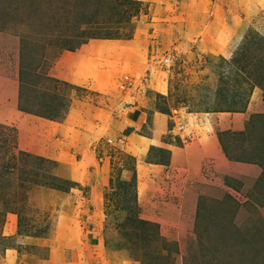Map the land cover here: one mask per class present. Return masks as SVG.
Listing matches in <instances>:
<instances>
[{"label": "rangeland", "instance_id": "obj_1", "mask_svg": "<svg viewBox=\"0 0 264 264\" xmlns=\"http://www.w3.org/2000/svg\"><path fill=\"white\" fill-rule=\"evenodd\" d=\"M0 33L1 256L264 264V0H0ZM97 39L127 51L91 60L109 82L99 93L68 81L70 63L51 72L63 52ZM124 106L145 112L139 127L121 121L134 115L119 116ZM152 109L186 142L212 132L227 158L261 173L222 172L218 183L162 168L157 179L146 168L167 165L169 152L133 139L148 133Z\"/></svg>", "mask_w": 264, "mask_h": 264}, {"label": "crops", "instance_id": "obj_2", "mask_svg": "<svg viewBox=\"0 0 264 264\" xmlns=\"http://www.w3.org/2000/svg\"><path fill=\"white\" fill-rule=\"evenodd\" d=\"M5 36L4 33H0V37ZM115 41L113 40H106V39H97V40H90L87 42L84 46L80 47L76 51H70L63 52L56 61L55 66H53V69L51 72L53 74L60 73V71L67 70L70 68V64H72V70H75L74 76H70L68 81L76 83L80 79H85L87 81L88 89L91 92H97L103 90V86H106L108 82V79L104 75V73H101L100 70L95 71L93 69V64L91 60L95 58H108L111 61H118V57H124L126 55L127 51L124 49V47L119 48V46H113L110 47V43H113ZM123 52V54H122ZM71 56L72 60L71 62L64 63L63 59L66 56ZM121 62V61H120ZM124 63V62H123ZM12 61L9 62V68L11 67ZM54 70V71H53ZM83 70V71H82ZM103 79H105V82H103ZM162 95L164 94L163 91H158ZM125 108V106H124ZM136 108L138 111H136ZM128 111H133L134 115L136 116L137 120L136 122L133 121L135 116L131 115V120L128 119L126 114H128ZM144 111L140 109L139 106H135L132 108H128L123 110L122 113H119V116L121 117H127L128 120L125 118H122L121 121H124L128 125H133L134 127H139V122H142V120L145 118L143 117ZM206 116H208L209 123L211 126L217 125V123H220L219 116L212 112L204 113ZM173 117H169V115H164L161 112L157 111V109H152L151 113V123L149 124L148 133H141L140 135H136L133 137V139L136 140V143L138 142V148L142 145H145L146 147L149 145L155 146V148H162V150H166L169 152V158L167 160V165H160L161 169H158L159 165L157 164H148L146 170L149 172L154 173L156 178H161L162 175V168H169L170 171L173 173V175L177 171L187 172V176H189V172L193 173V178L198 181L199 178L205 179L207 175H210L214 178V181L218 182L220 181V176L223 174L222 172L226 173L230 177L237 178V179H256L259 174L261 173L260 167L257 163L249 164L248 162H240L235 161L231 158H227L226 154L222 151L221 146L219 144V139H217V136L212 132H206V133H199L197 134L195 131V134H193L194 138H191V140L184 139L187 135V131H181L179 132L178 129L175 128L172 124ZM218 120V121H217ZM230 121V120H229ZM143 123V122H142ZM229 123V122H228ZM228 123H224V125L227 128L233 127L227 125ZM223 124V123H222ZM218 126V125H217ZM240 128V127H238ZM189 130V129H188ZM183 132V133H182ZM179 134L181 139L185 140L183 142H179ZM165 135L169 136L168 140L163 139ZM154 148V149H155ZM157 148V149H158ZM156 149V150H157ZM142 154V151H141ZM229 155V154H227ZM187 164H189V167H191L193 170H189L187 168ZM225 166L226 171H222L219 169L221 166ZM157 169V170H156ZM198 171L200 173H198ZM203 171H207L204 173ZM196 172V173H194ZM201 172H203V176H201ZM248 173H251L249 175ZM145 174V173H144ZM144 174L142 173L141 176L138 175V177L141 178V180L144 182L143 189H146L145 191L149 194H153V181H149V179L144 177ZM249 175V176H248ZM139 179V178H138ZM191 180V179H190ZM193 183V182H192ZM193 188L187 189L188 196L193 192ZM185 195H182V198H184ZM191 198V197H190ZM187 207V205H186ZM0 264H20L17 263V258L13 257L11 254L6 253L3 256L0 255Z\"/></svg>", "mask_w": 264, "mask_h": 264}, {"label": "trees", "instance_id": "obj_3", "mask_svg": "<svg viewBox=\"0 0 264 264\" xmlns=\"http://www.w3.org/2000/svg\"><path fill=\"white\" fill-rule=\"evenodd\" d=\"M96 36H93L91 38H95L97 37L98 34H95ZM105 38H117L116 36H106ZM23 111H25L26 109H22ZM162 112V111H161ZM164 112V111H163ZM166 112V111H165Z\"/></svg>", "mask_w": 264, "mask_h": 264}, {"label": "built area", "instance_id": "obj_4", "mask_svg": "<svg viewBox=\"0 0 264 264\" xmlns=\"http://www.w3.org/2000/svg\"><path fill=\"white\" fill-rule=\"evenodd\" d=\"M120 87H124V84H123V83H121V84H120Z\"/></svg>", "mask_w": 264, "mask_h": 264}, {"label": "bare ground", "instance_id": "obj_5", "mask_svg": "<svg viewBox=\"0 0 264 264\" xmlns=\"http://www.w3.org/2000/svg\"><path fill=\"white\" fill-rule=\"evenodd\" d=\"M83 71V70H82Z\"/></svg>", "mask_w": 264, "mask_h": 264}]
</instances>
